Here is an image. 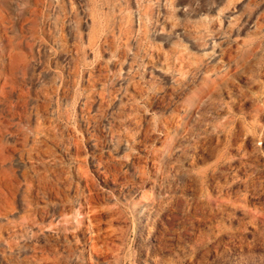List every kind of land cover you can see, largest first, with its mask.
Listing matches in <instances>:
<instances>
[{
	"label": "rangeland",
	"instance_id": "1",
	"mask_svg": "<svg viewBox=\"0 0 264 264\" xmlns=\"http://www.w3.org/2000/svg\"><path fill=\"white\" fill-rule=\"evenodd\" d=\"M68 246L264 264V0H0V264Z\"/></svg>",
	"mask_w": 264,
	"mask_h": 264
},
{
	"label": "bare ground",
	"instance_id": "2",
	"mask_svg": "<svg viewBox=\"0 0 264 264\" xmlns=\"http://www.w3.org/2000/svg\"><path fill=\"white\" fill-rule=\"evenodd\" d=\"M202 39V38H201ZM258 47L260 46V44L257 45ZM212 49V48H211ZM214 49V48H213ZM83 203H79L78 204V209L77 211L74 213V217L75 218V226L78 230H80L82 227H83V223H84V218L86 217L85 216V213H84V209H85V206L88 205V209L91 210L92 207H90L91 205V201L92 199L91 198H84L83 199ZM80 202V201H79ZM237 203V202H236ZM147 205V204H146ZM97 213V212H96ZM113 214H115L113 216ZM113 214L110 216V219H109V225L111 226V223L112 222H115V220H118L120 219L121 217V214L119 212H113ZM89 217L87 218H90V221H94L95 218H94V215H88ZM97 217V216H96ZM100 217V216H99ZM92 219V220H91ZM97 219V218H96ZM71 221V219H64V222H65V226H63L64 230H66V227L68 226L69 222ZM97 221V220H96ZM262 221V220H261ZM99 222V220L97 221ZM263 222V221H262ZM91 227H94V226H91ZM96 227V226H95ZM98 227H100L98 225ZM102 229V228H101ZM89 230V229H88ZM94 231V230H93ZM111 234H109V236L111 237L112 236V233H115L116 234V230H111ZM57 232V231H56ZM109 232V231H108ZM77 234V233H76ZM79 234V233H78ZM106 234V232L104 233ZM57 235V234H56ZM99 233L92 238V240L89 241V246L91 248V250L94 252V253H98L97 255H99L100 257L102 258H106V255L108 254V248H104V250H101V249H96V242L93 241L95 238H99L100 236H98ZM102 235V233L100 234ZM108 235V234H107ZM114 235V234H113ZM74 237V236H73ZM108 237V236H106ZM114 237V236H113ZM121 243L123 241V238H122V235H119L118 238H117ZM80 240V239H79ZM85 240V239H84ZM100 241V240H99ZM105 241V240H103ZM83 243V242H82ZM103 243V242H102ZM111 243V242H110ZM104 244V243H103ZM102 244V245H103ZM109 246V245H108ZM83 247V246H82ZM85 249V248H84ZM120 250V247H116V251H119ZM86 252V251H85ZM88 252V251H87ZM72 249H71V246H68V250L66 252V254H61L59 253L56 249H53V252H50L49 254H43L41 255L40 259L38 260L40 263H47V264H71V258H72ZM86 255V254H85ZM74 260V259H73ZM36 261V260H35ZM122 261V260H121ZM121 261L116 260L114 261L115 264H120ZM98 262V261H97ZM93 263V262H92ZM104 264H108V261H106V263Z\"/></svg>",
	"mask_w": 264,
	"mask_h": 264
}]
</instances>
